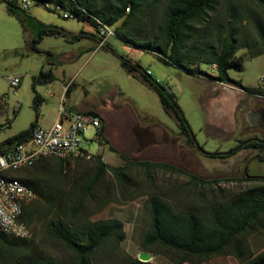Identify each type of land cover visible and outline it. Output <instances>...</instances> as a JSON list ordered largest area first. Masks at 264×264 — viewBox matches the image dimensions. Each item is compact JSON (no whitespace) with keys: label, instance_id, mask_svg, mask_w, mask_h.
<instances>
[{"label":"rangeland","instance_id":"374dc122","mask_svg":"<svg viewBox=\"0 0 264 264\" xmlns=\"http://www.w3.org/2000/svg\"><path fill=\"white\" fill-rule=\"evenodd\" d=\"M233 4L240 17V41L245 37H255L249 14L264 26V10L252 0H234ZM29 12L46 24L61 26L71 33L83 31L88 35L74 41L44 35L38 44L40 51H32L27 48L26 39L30 40L37 34L35 26L29 25L24 31L20 22L7 11L5 0H0V100L4 103L0 113V141L29 127L36 113L38 124L44 127L51 125L58 117L61 102L76 111H98L103 118L104 138L108 143L98 139L95 128L88 127L84 135L89 142H83V145L91 153L101 155V161L109 166L89 198L83 200L80 214L122 220L126 233L120 243L123 252L138 258L145 252L140 242L147 228L146 202L151 195H158L175 210H182L196 206L197 202H210L258 183L240 179L239 168L244 165L250 174L264 175V162L249 158L255 153L253 150H241L233 156L220 158L208 157L191 147L179 132V122L174 114L164 110L158 94L139 74L128 72L121 65L120 58L110 50L95 48L96 30L91 23L74 17L64 18L62 11L49 10L34 2ZM218 12L225 13L223 7ZM109 43L119 55L139 64L174 93L196 141L205 151L226 152L240 139L253 134L250 127L243 126L242 114L234 124L231 115L220 111V100L209 94L211 89L222 90L221 93L225 94L228 87L191 75L176 64L161 61L155 52L126 44L116 37H111ZM235 54L242 58L243 68H230L229 75L241 80L245 86L260 90L246 94L234 87L238 93L250 97L242 103L243 110H246L264 101V86H260V77L264 75V54L250 56L248 50L241 47ZM49 67L54 79L36 82L35 77L40 70ZM200 67L209 73L215 72L211 65L200 63ZM9 75L21 77L17 87L9 85ZM68 83H72L71 90L65 94L64 86ZM36 93L43 97L37 108L34 102ZM119 152L130 161L123 159ZM93 154L69 159L61 168L58 158L46 156L48 158L40 162V168L24 167L14 174L22 176L32 172L39 177L43 195L51 199L52 204L47 208L40 206L36 197L28 202L27 208L32 213L31 221L27 223L30 235L25 240L16 241L23 244L25 250L21 252L0 241V264H20L23 255L42 254L59 260L69 259L70 250L50 235L46 223L56 213L65 212L67 205H75L76 198L82 196L84 183L97 171L98 163L94 161ZM140 160L160 161L174 168H156L147 176L144 168L135 163ZM119 168L123 178L115 173L114 169ZM189 174L204 182L196 183ZM247 239L253 252L264 250V231L250 234ZM150 261L154 264H190L177 263L162 247L156 248ZM98 262L119 264L115 258L102 252L98 255ZM199 264H237V259L225 251L204 258Z\"/></svg>","mask_w":264,"mask_h":264},{"label":"trees","instance_id":"16d2710c","mask_svg":"<svg viewBox=\"0 0 264 264\" xmlns=\"http://www.w3.org/2000/svg\"><path fill=\"white\" fill-rule=\"evenodd\" d=\"M252 1L264 10V0ZM5 2L7 11L20 22L24 31L29 25L35 26L37 34L30 40L26 39V46L32 51H40L38 44L44 35L61 36L67 41L78 40L83 35H88L83 31L71 33L61 26L46 24L34 17L29 8H21L18 0ZM33 2L53 11H56L55 7L58 6L69 12V17L88 21L95 27L94 37L97 36V42L100 23L111 25L114 26L115 37L120 41L153 51L161 61L176 64L191 75L228 84L248 94L260 91L243 85L241 80L232 78L228 73L230 68L235 70L243 68L242 58L235 54L238 48H246L250 56L264 54V26L252 14H249V20L256 36L245 37L240 41L238 31L240 17L234 8V0H33ZM220 7H223L224 14L218 12ZM102 47L116 54L128 72H137L158 94L164 110L174 114L180 130L185 135L194 136L174 93L168 87L153 78L150 72L143 70L139 64L119 55L110 46L109 41ZM200 63L211 65L215 72L209 73L202 69ZM53 79L51 67L40 70L35 77L36 82L41 83ZM71 86L72 83L66 84L65 94H68ZM42 100L43 97L36 93L34 96L36 108ZM3 108L4 103L0 100V113ZM37 116L38 113L29 127L0 141V149L5 150L13 143L27 141L37 123ZM97 137L108 143L104 138L103 118ZM110 148L115 151L112 146ZM245 148H256L264 152V139L239 140L237 145L226 152H207L206 156L227 158ZM119 155L130 161L124 153L119 152ZM46 158H42L33 166L40 168V162ZM100 158L101 155H95L97 171L84 183L82 196L76 198L77 203L67 205L65 212L56 213L46 223L50 235L70 250L69 259L59 260L42 254L23 255L20 264H100L98 262L100 252L112 256L119 264H154L150 260L143 261L122 251L120 243L126 234L122 220L116 217L91 218L90 215L80 214L83 200L89 198L109 166ZM57 160L61 168L64 161ZM135 163L144 168L147 176L156 168H174L160 161L140 160ZM19 170L23 169L10 171L9 176L33 187L40 206H51V199L43 195L41 179L32 172L22 176L14 175ZM114 170L123 178L121 168ZM190 177L196 183L204 182L194 175ZM201 200L200 198L199 201ZM197 203L194 207L175 210L167 200L158 195L148 197L146 202L148 223L141 237L142 250L154 254L157 247H162L171 253L177 263L190 264H199L204 258L229 251L237 259V264H264V250L253 252L247 239L250 234L264 231V180L226 197ZM31 214L26 205L20 218L29 223ZM17 240L25 238L0 234L2 243L23 252L24 245L16 242Z\"/></svg>","mask_w":264,"mask_h":264},{"label":"built area","instance_id":"2783aa9c","mask_svg":"<svg viewBox=\"0 0 264 264\" xmlns=\"http://www.w3.org/2000/svg\"><path fill=\"white\" fill-rule=\"evenodd\" d=\"M21 8L28 9L33 0H18ZM57 10L62 11L64 18L70 16L69 12L58 6ZM99 40L97 47H102L111 37H115L114 26L100 23L98 26ZM19 75L7 76L9 85L13 88L20 84ZM260 86H264V75L260 77ZM263 96L261 94H254ZM264 97V96H263ZM102 125V116L98 111H76L68 108L61 102L58 117L51 125L44 127L36 123L31 130L27 141L11 144L5 150L0 149V169L4 165H19L32 157H41L48 151L61 153L63 161L66 162L69 153H91L83 142H89L84 135L88 127L97 131ZM93 154V153H91ZM96 154H93L95 158ZM0 186L5 189L6 205H11V214H3V207L0 206V218L6 224V233H0L16 238H26L30 235L28 224L20 219L18 202H24V196L29 193H36L35 190H28L27 184H19L16 178L0 177ZM29 203H25V206Z\"/></svg>","mask_w":264,"mask_h":264},{"label":"flooded vegetation","instance_id":"af4514ba","mask_svg":"<svg viewBox=\"0 0 264 264\" xmlns=\"http://www.w3.org/2000/svg\"><path fill=\"white\" fill-rule=\"evenodd\" d=\"M220 84H223V83H220ZM223 85H228V84H223ZM247 96L248 95L245 96V95H242L241 93L236 92L235 97L232 99L230 97H225V98L220 99V102L222 104L220 111L225 112L226 114H229L230 106L233 103L232 110H231L229 115H231V118H232L234 124H237V121L240 120L239 115L242 114L244 117V120L241 121L243 123V126L246 124V126L250 127V129L253 131V134L250 137H247L245 139H248V138L264 139V123L263 124L259 123V121H262L261 113L264 112V101L262 103L254 105V106H250L246 110H243L242 112H240L238 110V107L240 105H242V103H244L245 100L248 99ZM257 130H261L263 132L259 133ZM179 132L185 137L186 142L189 143V145L191 147L202 152L204 155H206V153L209 152V151H205L198 144V142L195 139V135L194 136L193 135L192 136L185 135V133H183L182 130H179ZM240 140H244V139H240ZM238 143H239V141H238ZM241 150H253V151H255V153L253 155L249 156V158L255 157L260 162H264V160H262V158H264V152L262 150H259L256 148H245V149H241ZM241 150H239V151H241ZM247 157L248 156H246V158ZM239 169L241 171V175H240L241 178L240 179H242V180H249V181L252 180V181H256V182H261L264 180V175L261 173L250 174L247 170L246 165H244L243 168H239Z\"/></svg>","mask_w":264,"mask_h":264},{"label":"bare ground","instance_id":"6f19581e","mask_svg":"<svg viewBox=\"0 0 264 264\" xmlns=\"http://www.w3.org/2000/svg\"><path fill=\"white\" fill-rule=\"evenodd\" d=\"M232 105H233V103L230 106L229 114L232 110ZM90 155L91 154H89L88 152H82L81 155H80V153H69L67 160L72 159L74 157H78V156L82 157V156H90ZM46 156H52V157H56L58 159L63 160V158L61 157V153L56 152V151H48V152L44 153L43 156H41V157L29 158V159H27V161H25L19 165H4L0 169V177L11 178L9 176L10 171H13V170L19 169V168L33 166L36 162H38L39 160H41L42 158H44ZM19 184H26V183L19 181ZM27 189L28 190H34L28 184H27ZM35 197H36V193H29V194H26V196H24V202H18V209H20V217H21L23 207L25 206V203L30 202ZM0 206H4L3 207V214H11V205H6L5 189L2 186H0ZM0 233H6V224L4 223V219H2V218H0Z\"/></svg>","mask_w":264,"mask_h":264},{"label":"crops","instance_id":"0c3cea01","mask_svg":"<svg viewBox=\"0 0 264 264\" xmlns=\"http://www.w3.org/2000/svg\"><path fill=\"white\" fill-rule=\"evenodd\" d=\"M94 39H95V41H97V36H95L94 37ZM95 48H98L97 46L95 47ZM94 48V49H95ZM87 49H90V48H87ZM92 49V48H91ZM223 86H225V87H228V89H227V93H225V94H223V93H221V91L222 90H219V91H212L213 89H211V90H209V94L213 97V99H222V98H225V97H230L231 99L232 98H234L235 97V95H236V92H237V89L236 88H234V87H231V86H229V85H223ZM65 88H66V85L64 86V90H65ZM248 97V96H247ZM250 97H248V99H249ZM247 99V100H248ZM238 110L240 111V110H243V107H242V105H240L239 107H238Z\"/></svg>","mask_w":264,"mask_h":264},{"label":"water","instance_id":"95a60500","mask_svg":"<svg viewBox=\"0 0 264 264\" xmlns=\"http://www.w3.org/2000/svg\"><path fill=\"white\" fill-rule=\"evenodd\" d=\"M261 118H262V121H259V123L263 124L264 123V112L261 113ZM150 258H151V255L146 252H142L139 257V259L143 261L150 260Z\"/></svg>","mask_w":264,"mask_h":264}]
</instances>
